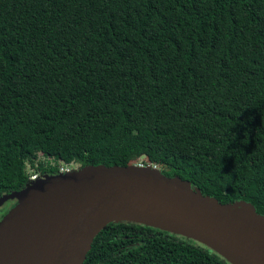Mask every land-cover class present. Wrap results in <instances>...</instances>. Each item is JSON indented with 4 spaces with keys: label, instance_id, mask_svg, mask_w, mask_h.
I'll use <instances>...</instances> for the list:
<instances>
[{
    "label": "trees",
    "instance_id": "trees-1",
    "mask_svg": "<svg viewBox=\"0 0 264 264\" xmlns=\"http://www.w3.org/2000/svg\"><path fill=\"white\" fill-rule=\"evenodd\" d=\"M142 158L264 216V0H0V198ZM84 264L230 263L120 223Z\"/></svg>",
    "mask_w": 264,
    "mask_h": 264
},
{
    "label": "water",
    "instance_id": "water-1",
    "mask_svg": "<svg viewBox=\"0 0 264 264\" xmlns=\"http://www.w3.org/2000/svg\"><path fill=\"white\" fill-rule=\"evenodd\" d=\"M0 264H84L109 225L139 224L193 240L230 264H264V216L221 204L156 166H85L39 176L0 198Z\"/></svg>",
    "mask_w": 264,
    "mask_h": 264
},
{
    "label": "rangeland",
    "instance_id": "rangeland-1",
    "mask_svg": "<svg viewBox=\"0 0 264 264\" xmlns=\"http://www.w3.org/2000/svg\"><path fill=\"white\" fill-rule=\"evenodd\" d=\"M44 160H46L45 157L40 155L39 158H38V161H44ZM49 160H51L53 162L52 159H49ZM145 163H147V164H145ZM136 165H152V164L148 163V159H143L142 158V159L138 160V163H136ZM79 167H80L79 162H75V163H73V165L71 167L70 166L67 167V168L63 167L62 170H64V171H68L69 170L70 171V170L78 169ZM29 171L33 172V169H31L30 166H29ZM11 202H14V201H10L9 203H11Z\"/></svg>",
    "mask_w": 264,
    "mask_h": 264
},
{
    "label": "flooded vegetation",
    "instance_id": "flooded-vegetation-1",
    "mask_svg": "<svg viewBox=\"0 0 264 264\" xmlns=\"http://www.w3.org/2000/svg\"><path fill=\"white\" fill-rule=\"evenodd\" d=\"M17 201L6 203L2 208H0V221L5 217V215L16 205Z\"/></svg>",
    "mask_w": 264,
    "mask_h": 264
},
{
    "label": "clouds",
    "instance_id": "clouds-1",
    "mask_svg": "<svg viewBox=\"0 0 264 264\" xmlns=\"http://www.w3.org/2000/svg\"><path fill=\"white\" fill-rule=\"evenodd\" d=\"M61 172H66V171H64V170H61ZM35 177L37 178V176H35ZM38 177H39V176H38ZM36 178H35V179H36ZM32 180H33V178H32Z\"/></svg>",
    "mask_w": 264,
    "mask_h": 264
},
{
    "label": "built area",
    "instance_id": "built-area-1",
    "mask_svg": "<svg viewBox=\"0 0 264 264\" xmlns=\"http://www.w3.org/2000/svg\"><path fill=\"white\" fill-rule=\"evenodd\" d=\"M36 177H33V179H35Z\"/></svg>",
    "mask_w": 264,
    "mask_h": 264
}]
</instances>
